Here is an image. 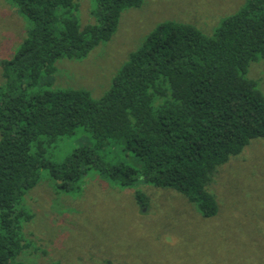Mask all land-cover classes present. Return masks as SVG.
Returning a JSON list of instances; mask_svg holds the SVG:
<instances>
[{"label": "trees", "instance_id": "1", "mask_svg": "<svg viewBox=\"0 0 264 264\" xmlns=\"http://www.w3.org/2000/svg\"><path fill=\"white\" fill-rule=\"evenodd\" d=\"M10 2L32 27L1 61L0 264H26L17 257L31 247L21 234L30 215L19 205L41 168L63 190L78 188L90 169L121 186L142 179L181 193L203 217L215 215L213 174L251 139L264 137V95L245 75L251 61L264 59V0H247L212 36L191 24L161 22L97 99L40 78L55 72L57 59L84 57L107 41L123 8L140 0H95V22L82 29L73 0ZM40 81L45 88L35 91ZM78 126L90 133L91 146L62 160L43 157V145ZM111 146L133 161L111 163L98 154Z\"/></svg>", "mask_w": 264, "mask_h": 264}, {"label": "rangeland", "instance_id": "2", "mask_svg": "<svg viewBox=\"0 0 264 264\" xmlns=\"http://www.w3.org/2000/svg\"><path fill=\"white\" fill-rule=\"evenodd\" d=\"M73 1L79 28L94 23L95 0ZM246 1L140 0L123 8L107 41L84 57L57 59L55 72L40 79L50 80L55 89L87 90L97 99L161 22L191 24L212 36ZM30 27L10 0H0V84L1 61L13 56ZM245 75L264 95V59L251 61ZM44 88L40 81L35 91ZM92 144L90 133L78 126L72 135L43 145V157L62 160L74 148ZM120 148H102L98 154L111 163L133 161ZM208 189L218 212L203 217L181 193L142 179L121 186L90 169L78 188L63 190L41 168L19 205L30 215L21 221V234L31 247L17 258L26 264H264V137L251 139L220 165Z\"/></svg>", "mask_w": 264, "mask_h": 264}]
</instances>
